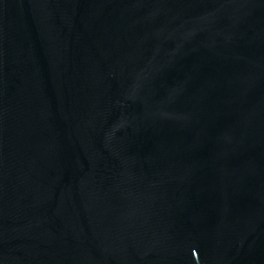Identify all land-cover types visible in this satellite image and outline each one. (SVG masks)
Wrapping results in <instances>:
<instances>
[{"label":"water","instance_id":"obj_1","mask_svg":"<svg viewBox=\"0 0 264 264\" xmlns=\"http://www.w3.org/2000/svg\"><path fill=\"white\" fill-rule=\"evenodd\" d=\"M0 264H264V0H0Z\"/></svg>","mask_w":264,"mask_h":264}]
</instances>
